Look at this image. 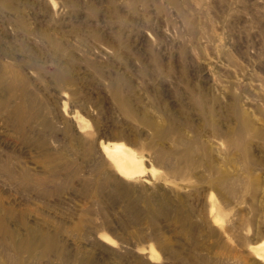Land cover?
Segmentation results:
<instances>
[{
  "label": "rangeland",
  "instance_id": "374dc122",
  "mask_svg": "<svg viewBox=\"0 0 264 264\" xmlns=\"http://www.w3.org/2000/svg\"><path fill=\"white\" fill-rule=\"evenodd\" d=\"M261 240L264 0H0V264H264Z\"/></svg>",
  "mask_w": 264,
  "mask_h": 264
},
{
  "label": "bare ground",
  "instance_id": "6f19581e",
  "mask_svg": "<svg viewBox=\"0 0 264 264\" xmlns=\"http://www.w3.org/2000/svg\"><path fill=\"white\" fill-rule=\"evenodd\" d=\"M101 148L106 156L114 163L116 171L123 176H132L141 169L143 170L141 158L136 152L123 142L101 143ZM108 239V237H107ZM257 256L264 258V240L252 246Z\"/></svg>",
  "mask_w": 264,
  "mask_h": 264
}]
</instances>
